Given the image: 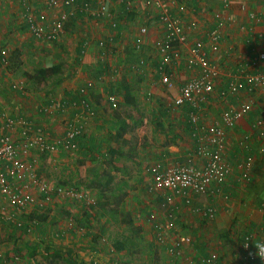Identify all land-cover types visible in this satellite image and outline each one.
I'll return each mask as SVG.
<instances>
[{
  "label": "crops",
  "instance_id": "crops-1",
  "mask_svg": "<svg viewBox=\"0 0 264 264\" xmlns=\"http://www.w3.org/2000/svg\"><path fill=\"white\" fill-rule=\"evenodd\" d=\"M50 1L0 0V20L5 18L7 23H13L7 28L11 31L0 32V35L3 38L22 36L24 30L31 35L24 18V27H18L28 5L38 23L46 27L66 14L64 30L56 39V42L61 40V44L51 52L52 43L45 40L49 48L38 59L45 61L42 67H47L51 65L48 59L55 52L66 50L71 58L66 67L61 65L64 77L52 79L54 83L46 89L49 95L56 90L55 97L39 102L42 97L36 96L34 100L39 99L40 109L50 107L52 101L89 99L91 110L88 113L80 107H67L44 115L49 119L50 128H59V134L64 133L67 123L72 121L82 125V140L77 149L70 150L75 170L84 173L89 181L105 182L109 175L115 184L130 186L125 193L135 194L140 206L131 207L132 220L143 215L142 205L159 216L169 215L166 223L162 220L167 234L171 233V238L176 234L192 236L191 246L200 250L202 257L207 256L208 247L215 244L214 251L223 264H260V260L247 258L242 243L247 234L253 236V242L264 240V84L255 90L241 88L238 94L229 93L226 97H221L220 91L233 76L264 74V61L256 60L258 54L264 52V0H167V13L178 19L184 29V40L175 45L179 58L174 59L166 71L170 85L159 83L163 72L157 44L165 39L168 30L160 19L159 8L151 0H76L72 5L64 3L65 0L50 5ZM83 1L87 7L81 5ZM217 25L219 38L213 41L210 31ZM144 26L147 32L142 42L137 43ZM197 39L205 42L207 57L217 66L214 91L207 105L200 109L197 125H212L224 108L235 109L244 99H252L253 108L237 121L236 128L223 141L221 155L231 167L225 181L212 186L207 193L177 195L173 203L167 204L163 193L156 191L148 197L144 191L150 175L146 168L183 163L202 166L205 162L197 153L195 133L200 128L195 129L190 123L185 106L174 104L175 95L188 76L185 65ZM250 62L255 63L243 71V64ZM9 76L18 88L23 87L25 80L18 72L9 71ZM21 93L26 92L21 90ZM6 94L9 101L11 93ZM15 99L21 103L19 107L12 103L14 99L11 106H2H9L13 116L17 113L29 119L31 115L35 117L37 110L32 109L35 101L28 99L30 105L23 107V101ZM254 120L262 122V133L253 127ZM2 128L4 131L6 126ZM6 131L10 132L8 128ZM104 168L108 169L105 173L108 175H99ZM12 182L15 186L19 183L14 179ZM209 210L213 211L212 216L206 213ZM111 226L92 228L88 225V228L100 232L103 229L106 233L118 229ZM240 230L241 234L236 232ZM67 233L62 228L61 234ZM237 235L238 240L234 238ZM223 236L228 237L220 240ZM109 239L114 243L118 241V238ZM84 241L96 243L92 239ZM99 242H104L103 235ZM90 248L99 250L97 246Z\"/></svg>",
  "mask_w": 264,
  "mask_h": 264
},
{
  "label": "rangeland",
  "instance_id": "rangeland-1",
  "mask_svg": "<svg viewBox=\"0 0 264 264\" xmlns=\"http://www.w3.org/2000/svg\"><path fill=\"white\" fill-rule=\"evenodd\" d=\"M23 18L22 14L18 22L19 29L24 27ZM0 22V32L11 31L7 28L13 25L12 22L7 23L5 18L1 19ZM23 32L22 36L15 34L3 38L0 35V50L9 49V53H11L15 49H20L21 55L18 60L16 59V62H22V65L16 71L0 64V99L5 100L4 103L0 100V114L5 112L13 116L14 112H9L11 108L2 105L9 104L11 106V100L14 99L12 103L19 107L21 103L15 99L16 97L23 101V107H26V104L30 105L28 99L35 101L32 108L34 111L37 110V113L34 114L35 117L31 115L32 118L29 119L26 116L17 115V113L13 117H22L21 119L26 120L31 129L42 128L49 137H56L60 135L58 133L59 128H50L49 119L44 117L48 113H42V107L39 109L38 104L56 96L54 93L56 90H53V93L49 95L46 89L54 83L52 79L58 80V78L64 77L63 72L65 71H60L57 75L52 76L53 78L43 79L39 77L37 79L35 70L45 63L42 60L38 61L39 56L41 53H45V49L49 46L46 45L45 40L36 37L32 33H30L31 35L26 34L28 33L26 30ZM54 41L55 43H53ZM54 41H48L52 43L53 49H51V52L55 46L61 44V40L56 42V39H54ZM27 47H35V49H26ZM55 53L48 59V62H51L50 66L61 63L66 67L67 60L71 58L69 53L64 49H60L59 54ZM9 71L13 74L18 72V76L25 80L23 87L18 88L17 83L12 82L13 78L9 76ZM21 90L26 93H21ZM5 92L11 93L9 101H7L9 95ZM36 96L38 98L42 97V100H34ZM52 111H55L54 107H52ZM3 126H5V121L0 116V136L9 135L13 142H22L20 127L9 129L10 132H7L8 127L3 131ZM53 129H56L55 132ZM62 152L50 158L46 153L36 148L22 155L25 162H31L33 158L36 159V165L33 166L34 172L41 182L47 186L48 190L45 191L40 186L34 185L29 179V174L26 176L25 173L22 174V178H17L19 183H16L18 185L16 186L31 193L34 197L33 204L21 217L27 220L32 216H36L39 220L36 224L21 229L16 224L2 223L0 219V264H188V260L191 258H203L200 250H197V252L191 245L176 246L174 252L170 251V247L175 245L180 234L172 235L171 238V233L167 234L166 228L160 232L151 219V214H155L156 221L163 220L166 223L169 215L159 216L156 212L149 211V208L146 209L142 205L143 215L141 217L135 216L133 222L129 224L127 220L131 219L129 214L132 211L131 207L137 205L140 208L137 204L139 200L135 194L125 193L127 187L130 186L121 187L117 185L121 189L114 186L109 190L104 189V186H102L104 181H102V185L100 184L98 188H86L89 187V183L92 181L86 180L84 173L75 170L76 167L70 161L73 157L71 151ZM62 158L66 160H62ZM107 172H109L108 169L104 168L98 174L106 175ZM56 186L68 189L74 188L77 191L80 189L87 196H62L54 191ZM144 191L148 197L155 193L150 190L148 181ZM110 207L113 213L108 212ZM4 209L9 213L15 212L12 205L6 202L4 203ZM109 224L113 225L111 227L117 226L118 229L107 233L108 237L104 235V242H99L102 235L99 229L91 230L88 228V225L95 228L96 226ZM62 228L68 233L61 234ZM236 232L242 233L241 230ZM159 233L162 234V237H159ZM225 234L229 235L228 232ZM227 237L223 236L220 240ZM109 238H118V241L114 243ZM234 238L238 240L239 236L237 235ZM90 239L95 240L96 243L93 241L90 244L85 243L84 240ZM93 246L99 247V250L97 252L91 250L90 247ZM216 246L211 244L208 251L213 250L212 252H215L214 248Z\"/></svg>",
  "mask_w": 264,
  "mask_h": 264
},
{
  "label": "built area",
  "instance_id": "built-area-1",
  "mask_svg": "<svg viewBox=\"0 0 264 264\" xmlns=\"http://www.w3.org/2000/svg\"><path fill=\"white\" fill-rule=\"evenodd\" d=\"M71 1L73 0H67L66 2L69 3ZM151 1L159 8L161 13L160 19L168 30L165 39L157 44V50L162 57L160 69H162L163 72L159 78V83L170 85L172 84L171 79L166 71L172 65L174 59H177V52L175 51V45H173V43L184 40V29L178 19L167 13V0ZM224 1L228 2V0ZM57 4L58 0H51L50 5ZM84 7L87 6L85 5ZM25 9H27L25 20L28 25V31L36 37L52 41L62 32L63 24L67 18L66 14H63L59 19L53 21L46 27L35 20L29 5L26 6ZM146 32L147 27H142V36L137 38V43L142 42V37ZM218 38V30L214 29L211 32V39L217 41ZM190 49L191 56L187 59L185 65L188 70V76L181 85L178 94L175 95L174 104L179 107L184 105L191 107V111L189 112L191 122L195 126V129H201V131L199 129L195 133V138L198 141L197 153L205 159V162L202 166H197L192 163H183L167 167L150 165L146 168L147 172L150 174L148 178L150 190L163 193L167 204L173 203V199L177 195L182 194L187 196L189 193H207L212 186H218L225 181V177L231 172V167L221 155L223 141L236 128L237 121L251 112L253 108L252 99H244L235 109L224 108L219 119L212 125L207 127L198 126L199 111L207 105L214 91V76L217 66L208 59L205 52L204 41L194 42ZM9 55V49L0 50V61L4 66L8 65L7 60ZM256 60L264 61V52L259 53ZM254 63L255 62L244 63L242 70L246 71L251 67V64ZM240 79L244 80L240 81ZM262 84H264V74L254 75L243 73L241 77L233 76L229 79L226 88L221 89L220 95L221 97H226L229 93L238 94L241 88L255 90ZM54 106L57 108L59 104L56 102ZM69 107H80L81 111L87 113L91 110L87 97H83L79 99V101H73ZM1 117L4 118L5 126L8 127V129L20 127L22 142H13L9 135L0 136V219L14 223L17 226H21L22 223L32 226L37 223V220L33 219L27 221L21 218V215L33 204L34 197L31 193L15 186L12 180H18L17 178H22V174L26 173V176L29 174V179L34 185L40 186L41 189H45V191L48 190V188L34 172L33 166L36 165V159L33 158L31 162H25L22 159V155L29 153L32 149L39 148L46 153L47 156L53 158V156L62 151L77 149V139L83 133V127L76 121H72L68 124L64 134H60L56 137H49L42 128L31 129L27 121L21 119L22 117L14 118L5 112L2 113ZM253 127L260 129L262 133V122L260 120H254ZM54 191L62 196H87L84 191H77L74 188L68 189L56 186L54 187ZM5 202L12 205L15 212H6L4 209ZM206 213L209 214V216L214 214L212 210ZM151 219L160 232L165 229V223L159 220L156 221L155 214H151ZM159 237H162L161 233H159ZM252 239L253 236L247 234L242 243V248L245 250L249 260H260L261 264H264V259L256 255L257 249L255 245H253ZM193 242L194 239L192 236L180 234L177 237L175 245L170 247V251L174 252L176 246L192 245ZM188 264L223 263L219 255L211 251L202 259H189Z\"/></svg>",
  "mask_w": 264,
  "mask_h": 264
},
{
  "label": "trees",
  "instance_id": "trees-1",
  "mask_svg": "<svg viewBox=\"0 0 264 264\" xmlns=\"http://www.w3.org/2000/svg\"><path fill=\"white\" fill-rule=\"evenodd\" d=\"M67 0H65V2L64 3H66V4H73V3H75L76 2V0H73V1H71V2H69V3H67L66 2ZM224 1V0H223ZM224 2H226V1H224ZM50 3H51V1H50ZM85 4H86V2L85 1H83L82 3H81V5L84 7L85 6ZM26 8V7H25ZM24 8V14H23V16H24V20H25V15H26V13H27V9H25ZM31 10H32V8H31ZM32 14H33V17L35 18V20L36 21H38L37 19H36V17H35V13H34V11L32 10ZM67 20H68V18H67ZM25 25H26V28H27V30H28V25H27V22H26V20H25ZM65 24H66V21L64 22V24H63V29H62V31L64 30V27H65ZM214 29H217L218 30V25L214 28ZM214 29H212L210 32H212ZM62 32H60V34H61ZM219 33V32H218ZM57 39V38H56ZM196 41H203V40H201V39H197ZM195 41V42H196ZM173 45H176V43H173ZM21 55V50L20 49H15L13 52H11L10 53V55H9V58H8V65H6L10 70H12V71H16L21 65H22V62L21 61H19L18 63L16 62V59L18 60V57ZM207 55V54H206ZM177 59L179 58V57H176ZM78 60V59H77ZM79 61V60H78ZM0 64H2V62L0 61ZM61 63H58V64H55V66L53 65V66H49V67H40V68H37L36 70H35V77L38 79L39 77H41V78H43V79H45L46 77H49V76H54V75H57L58 73H60V71H62V69H61ZM58 103L59 104V107L58 108H55V106H54V104L55 103ZM73 102V100H65V101H52V104L50 105V107L49 106H45V107H42V113H48L49 114V112H51L52 111V107H54L55 109H64V108H67V107H69V105L71 104ZM185 107H186V109H188V111L190 112L191 111V107H189L188 105H184ZM184 106H181V107H184ZM177 107H179V106H177ZM70 108H72V107H70ZM188 118H189V120H191L190 119V114L188 113ZM190 123L192 124V122L190 121ZM68 124L69 123H67V125H66V128H65V130H64V133H65V131H66V129H67V126H68ZM64 133H62V134H64ZM82 137H83V133L81 134V136L77 139V142H79V140L81 141L82 140ZM171 166V165H170ZM108 175V174H107ZM106 175V176H107ZM105 176V177H106ZM102 185V180H93L92 182H90L89 183V187H92V189H95V188H98V186L99 185ZM120 186H121V184H119ZM104 189L106 188V189H109V190H111V188L112 187H118L117 186V184H115V182H114V178L113 177H111V176H107L106 177V181L104 182ZM119 189H121V187H118ZM103 189V190H104ZM108 212L109 213H113V211H112V208L110 207L109 209H108ZM22 218V217H21ZM33 219H36L37 221L39 220V218L38 217H36V216H32V217H30V218H28L27 219V221H31V220H33ZM127 222L129 223V224H131L133 221H132V219H128L127 220ZM9 223H11V222H9ZM12 224H14V223H12ZM84 224V223H83ZM18 227V226H17ZM18 228H21V229H26V228H28V225L26 224V223H22V225L21 226H19ZM100 234H102L103 236L105 235H107V233H106V231L104 230L103 231V229L101 230V233Z\"/></svg>",
  "mask_w": 264,
  "mask_h": 264
},
{
  "label": "clouds",
  "instance_id": "clouds-1",
  "mask_svg": "<svg viewBox=\"0 0 264 264\" xmlns=\"http://www.w3.org/2000/svg\"><path fill=\"white\" fill-rule=\"evenodd\" d=\"M253 243L257 249L256 255L261 259H264V241H256Z\"/></svg>",
  "mask_w": 264,
  "mask_h": 264
}]
</instances>
